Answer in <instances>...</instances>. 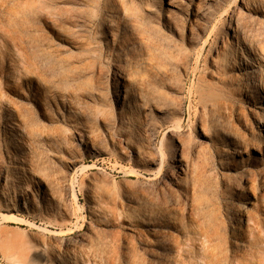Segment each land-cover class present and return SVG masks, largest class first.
Segmentation results:
<instances>
[{
  "label": "rangeland",
  "instance_id": "obj_1",
  "mask_svg": "<svg viewBox=\"0 0 264 264\" xmlns=\"http://www.w3.org/2000/svg\"><path fill=\"white\" fill-rule=\"evenodd\" d=\"M259 105L264 0H0V264H264Z\"/></svg>",
  "mask_w": 264,
  "mask_h": 264
},
{
  "label": "bare ground",
  "instance_id": "obj_2",
  "mask_svg": "<svg viewBox=\"0 0 264 264\" xmlns=\"http://www.w3.org/2000/svg\"><path fill=\"white\" fill-rule=\"evenodd\" d=\"M221 27H222L223 32L226 33V41L227 42L232 41L231 35H229V34L231 32H233V33L237 32V29L234 27L232 21L228 18H225L221 23ZM240 68L244 71L243 74H245V75L252 72V71H250V69L248 67H246V65H243L241 63H240ZM121 78H122V75L120 74L119 71H117L116 72V84H115L117 89H119L121 86V81H120ZM257 107L262 110L261 116L259 118L257 117L258 118L257 127L261 128L262 124H264V107H262L261 105H259ZM256 150L259 152H262L259 148H256ZM13 169L18 170L20 168H19V166H13ZM247 203H251V202H247Z\"/></svg>",
  "mask_w": 264,
  "mask_h": 264
}]
</instances>
